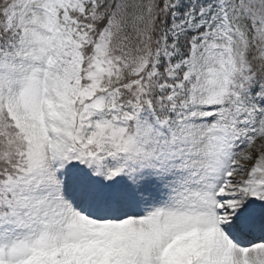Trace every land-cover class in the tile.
<instances>
[{"label":"snow or ice","instance_id":"6c2138e0","mask_svg":"<svg viewBox=\"0 0 264 264\" xmlns=\"http://www.w3.org/2000/svg\"><path fill=\"white\" fill-rule=\"evenodd\" d=\"M0 264H264V0H0Z\"/></svg>","mask_w":264,"mask_h":264}]
</instances>
